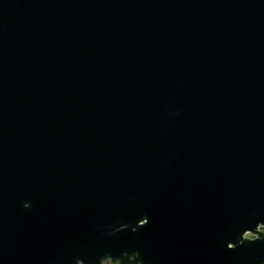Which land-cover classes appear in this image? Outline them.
<instances>
[{
    "label": "water",
    "instance_id": "obj_1",
    "mask_svg": "<svg viewBox=\"0 0 264 264\" xmlns=\"http://www.w3.org/2000/svg\"><path fill=\"white\" fill-rule=\"evenodd\" d=\"M264 0H0V264H264Z\"/></svg>",
    "mask_w": 264,
    "mask_h": 264
},
{
    "label": "trees",
    "instance_id": "obj_2",
    "mask_svg": "<svg viewBox=\"0 0 264 264\" xmlns=\"http://www.w3.org/2000/svg\"><path fill=\"white\" fill-rule=\"evenodd\" d=\"M261 230H262V231H263V233H264V228H262Z\"/></svg>",
    "mask_w": 264,
    "mask_h": 264
}]
</instances>
